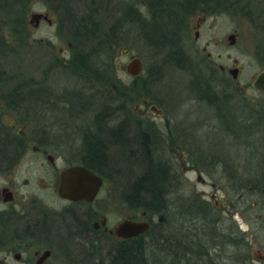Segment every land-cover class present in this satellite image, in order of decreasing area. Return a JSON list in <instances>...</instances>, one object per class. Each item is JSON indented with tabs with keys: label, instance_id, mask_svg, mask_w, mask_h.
I'll list each match as a JSON object with an SVG mask.
<instances>
[{
	"label": "rangeland",
	"instance_id": "obj_1",
	"mask_svg": "<svg viewBox=\"0 0 264 264\" xmlns=\"http://www.w3.org/2000/svg\"><path fill=\"white\" fill-rule=\"evenodd\" d=\"M139 1L141 0H71L68 6L76 17L88 13L90 7H98L97 17L101 23L103 36L125 16L130 6H140ZM165 1L168 3L171 0ZM218 1H224V3H210L211 8L215 7L212 12L203 14L200 12L201 15L206 16V21L200 23L198 28L195 26L199 18L197 12L185 22L186 28L188 26V34L181 40L185 53V68L163 62L164 54L168 49H155L148 44L135 21L134 23L122 21L123 27L120 26L116 31L119 38L118 45L113 43V45H106L103 49L97 47L100 51L96 53L97 51H93L96 41L83 46L74 42L70 39L71 27L66 13L55 12L42 1L34 3L27 16L26 45L20 47L8 31L0 29V39L4 43L14 44L16 48L14 53L2 59L5 80L0 84V94H10L20 83L34 80L33 82L40 83L37 85L38 89H47L52 92V99L57 105L54 111L50 109L34 117L26 110H21L20 116L13 117L9 114L2 119L4 125L10 123L7 118L20 119V125H17L13 131L10 130L16 135L20 130L23 132L22 137L29 140L32 138V140L29 141L26 153L13 167L0 171V193L4 187H10L15 193H36L43 200L44 205L59 208L62 202L55 195L58 169L50 163L46 154L55 158L59 169L71 164H80L78 160L84 148L86 135L84 131L89 127L95 128L94 120L102 121L109 117L108 114H102L105 111L110 114H113V110L116 111V119L108 122L115 126L125 116L129 117L127 123L129 125L131 122L145 126L155 125V123L163 125L165 120L159 116L154 115L149 122L146 117L139 116L135 113L136 103L132 95L127 99L122 98L120 94V91L131 89V86L135 84L137 90L142 93L140 86L152 73V77L159 79L156 78L151 91L148 89L149 92L142 93L140 107L144 109V99L146 101L153 99L165 111V115L169 116L170 126L173 127V133H160L162 139L159 134L153 132L156 141L154 148L158 157L173 161L178 172L181 176L183 175L184 200L182 202L184 204L205 203L214 206L212 193H217L221 203H225V199L230 200V203H225L227 205L223 214L225 222L221 229L238 227L240 232L236 238L240 239L244 208L241 188L239 189L240 185L237 186L236 181L246 173L247 165L258 166L264 160L263 126L260 129L261 133L257 135L251 136L248 132L249 116L259 117V114H264V92L252 86L256 75L264 69V58H262L264 29L262 30L260 18L257 19L261 0ZM141 12L143 15L150 16L144 7H141ZM34 13L47 14L52 21L42 19L36 26L35 21H32ZM196 31H199L198 38L195 37ZM233 33L236 34V40L231 45L228 37ZM127 50L132 56L139 55L142 58L144 72L140 80L135 81L134 77L125 71L124 66L131 59L124 53ZM77 52L86 54L90 59L89 72L84 73L80 69L81 71L76 73L68 66L64 68L63 65H56L58 61L62 64L63 61L72 59ZM195 64L198 68L196 72L187 69V67L194 68ZM214 67L224 69L216 74L218 80L213 83L220 96L226 89L227 81L231 82L228 90L238 88V92L227 104L221 103L226 118L232 121L231 116H233L238 123L232 125L231 122L228 128L226 120L220 119L217 114V107L210 105L206 100L199 99L196 87L194 92L197 98L189 88L191 81H196L197 75L200 77V82L208 80L211 77L210 70ZM235 67L240 69L239 79H233L229 72V69ZM97 70L106 75L105 78L109 79V83L97 78ZM102 74L100 76L103 78ZM65 94H83L90 103V105L86 104L85 108H90L85 109L86 112H83L81 117L74 116L77 113L72 112V114L66 102H61L60 99L76 98L70 95L63 98ZM192 96L195 98L192 99ZM188 98L189 101H187ZM182 99H186V102L182 103ZM123 109L124 114H122ZM44 128L46 132L43 131ZM183 129L184 133H182ZM141 140L139 136L136 144L137 151L140 150ZM33 147H38L39 151ZM128 147L123 150L124 155L122 150L118 153L114 149L111 152L109 166L104 169L108 177L105 178L101 188L100 198L107 199L110 195L115 196V203L120 207L117 214L115 213L112 217L113 224L139 214V212L128 210L124 198L145 166L139 159L140 153H137L138 157L137 154L133 155L132 161L125 159L129 157L127 156ZM199 171L204 181L198 180ZM222 193H225L224 198L221 197ZM200 209L203 210L201 206ZM216 209L220 210L219 207ZM196 214L198 213L193 212V216ZM215 215L221 214L216 212ZM161 216L157 214L154 224L159 223ZM254 228L256 231V226ZM217 231L220 232V230ZM107 243L102 250L105 258L115 251L112 245ZM72 248L80 255L79 260L88 253L87 251L79 253L80 248L75 245ZM2 249L0 252L3 251ZM227 253L243 254L234 246L229 247ZM249 253L254 259V264H258L255 249L252 248ZM9 261H13V258L11 257ZM81 264L89 263L81 262Z\"/></svg>",
	"mask_w": 264,
	"mask_h": 264
},
{
	"label": "flooded vegetation",
	"instance_id": "obj_2",
	"mask_svg": "<svg viewBox=\"0 0 264 264\" xmlns=\"http://www.w3.org/2000/svg\"><path fill=\"white\" fill-rule=\"evenodd\" d=\"M182 1L185 2V0ZM190 3L195 8L188 7L186 10L184 8L179 9L180 16L187 22L190 16L197 12L199 18L195 26L198 28L200 23L206 21V16L201 15L200 12L202 14L212 12L215 7L211 8L209 6L210 3L220 4L224 3V1L190 0ZM186 11L188 12L186 13ZM257 14V19L260 18L259 21L261 22L263 30L264 0H261ZM187 28L182 30V38H185L186 34H188ZM195 37H199V31H196ZM0 40L3 43L2 39ZM0 54V60L2 62L4 56L1 52ZM262 58H264V53L262 54ZM187 69L196 72L198 68L195 64L194 68L190 69V67H187ZM219 69L220 71L224 70L222 67ZM141 75L134 77L135 81L140 80ZM148 77L144 79L145 83L140 86L144 94L149 92L148 89L150 91L152 90V86L156 81V78L153 79L154 77L152 78L151 74ZM189 88H191V93H194L196 97L194 81H191ZM131 91L132 99L136 103L134 106L135 113H138L141 117H146L148 122L154 115L164 118L163 125L155 123V125L148 124V126H145L143 124L135 125L131 122L130 125H126L121 131L120 122L116 126L108 123L109 120L111 122L117 117L115 115L116 111L113 110V114L102 112V114H108L109 117L98 123L94 120L95 123L93 122V124H96L95 128L89 127L84 132L87 138H97L98 147H100V150L107 152L109 160L111 158V152L114 149L118 153L122 150L123 154V150L127 146H129V152L127 153L129 157H125V159L131 160V157H134L132 156L133 152L137 150V138L140 136L142 139L144 134V138L153 147L154 155L163 163L165 169L163 172L164 210L160 220L161 232L164 236L160 242L162 251L160 255L161 264H254V259L251 258L249 253L252 248L255 249L258 264H264V160L258 166L247 165L245 169V174L247 175L244 174L241 178L242 188L240 193L244 209L242 210V237L240 239L222 236L228 231V229L226 231L222 230L221 227L225 220L223 215L227 208L225 203H230V200L225 199V203H221L217 198V193L211 194L214 206L205 203L194 204V210L198 214L194 216L192 221L190 219L188 222H185V204L182 202L184 200V177L178 172L173 161L165 157H158L155 151L156 148H154L156 141L153 132L159 135L161 132L165 134L166 132L173 133L169 116L165 115V111L153 99L147 101L144 99V109H141L140 102L142 101L140 97L142 93H140V90H137L136 84L131 86ZM52 96H37L38 101L40 99L42 100H40L41 103L49 101V105L45 106L43 110L40 109L38 114L42 112L46 113L52 107L56 109L57 105L54 103ZM145 96L148 97V95ZM194 96L191 98H195ZM60 100L61 102H66L65 104L69 106L71 113H77L74 116L81 117L82 113L86 112L85 109L90 108H85L86 104L90 105L89 101L85 99L81 100L82 104L77 102V99L68 100L66 98ZM189 100L188 98L187 101ZM184 101L186 102V99H182V103ZM54 109L52 110L54 111ZM20 111V94L12 96L0 94L1 125H4L2 119L6 115L12 114L13 117H17L20 116ZM7 121L10 123L6 127H10L12 131L17 125H20V119L7 118ZM184 131L183 129L182 133ZM18 133L19 136H23L22 131L20 132L19 130ZM160 139H162V135H160ZM33 149L39 151L38 147H33ZM51 164L59 170L55 158H53V163ZM5 167L0 168V171L5 170ZM103 179L105 181L104 177ZM198 180L204 181L200 171L198 172ZM4 188H9L13 193H9V195L8 193H3ZM4 188L0 193V249L4 247L2 249L3 251L0 252V264H81V262L89 264H111L114 253L109 255L108 258H105L102 254L106 242L112 245L115 251L121 245H127L132 249L138 243L150 245L152 242L150 238H144V235L151 229L138 236L128 238L121 237L116 232L120 223L126 219L148 221L152 224L151 228L154 225V219L157 214L151 216L146 211L138 209L133 196L128 201L124 198V201L127 204L128 210L139 212V214L113 224L112 217H114L115 213L117 214L120 207L115 203V196L113 197L112 195L107 199H103L100 198L101 193H98L92 201H88L70 200L62 197L59 193H55L62 203L59 208H50L44 205L43 200L36 193H15L10 187ZM195 192L197 193L198 191ZM8 197H11V200H7ZM221 197L224 198L225 193H222ZM200 206L203 210L200 209ZM216 207H219L220 210L218 211ZM216 212L221 214L219 217L222 221L217 224L219 226H216L215 223V218L217 217L215 215ZM255 226L257 228L256 231ZM216 230H220V232H216ZM216 235L221 237H216ZM213 236L214 238H212ZM233 244L235 245V249L242 251L243 254L232 255L227 253V249L233 246ZM74 245L80 248L79 253L83 251L88 252L80 260V255L72 248ZM11 257L13 261H9Z\"/></svg>",
	"mask_w": 264,
	"mask_h": 264
},
{
	"label": "trees",
	"instance_id": "obj_3",
	"mask_svg": "<svg viewBox=\"0 0 264 264\" xmlns=\"http://www.w3.org/2000/svg\"><path fill=\"white\" fill-rule=\"evenodd\" d=\"M38 1H42L47 4L55 12H65L67 15L66 17H69V24L71 27L70 39L82 46L96 41L93 49V51H97L96 53H99L98 51L103 49V47L105 48L106 45H113V43L118 45L119 38L116 31L120 28V26L123 27L122 24L124 22L122 21L127 20L125 21L127 23L135 21L138 27L141 28L144 39L148 44L153 46L155 49H168L164 54L165 57H163V62L172 63L180 68H185L184 62L186 60L181 40L183 36L182 30L186 29V21L183 20L184 18H181L179 9L184 8L186 10L188 7L194 9L195 6L190 3V0H185V2L182 0H171L168 3H166L165 0H141L139 1L140 6H130L125 16L122 19H119V21L111 27V29H109V32L103 36L101 35V23L97 17V11L99 9L96 6L90 7L88 13L83 14L80 17H76L73 10L68 6L71 0H0V29L8 31L17 41L18 45L20 44V47L27 44V16L32 5ZM141 7H144L150 16L143 15ZM187 12L188 11H186V13ZM0 46V52L4 57L12 52L14 53L16 50L14 44L6 42L2 43L0 41ZM97 47H100V49L98 50ZM59 62L60 61H58V64L56 62V65H63L64 68H67L68 66L76 73L81 71L80 69H82V72L84 73L90 71V59L86 56V54L81 52H77L72 59L63 61L62 64H59ZM210 71L211 77L208 80L206 79L204 82H200L199 75L196 76L194 85L196 87L197 94H199L198 98L206 100L210 105L217 107V114H219L220 119L226 120L227 128L230 126L231 122L232 125L235 123L238 124L233 116H231L232 121L226 118V115L223 112V106H221V103L225 105L229 102V100H231L235 93L238 92V88H233L231 91L228 90L230 85L229 83L231 82L227 81L225 84L226 89L222 96H220L215 90V85L213 83H215V80H218L216 74L221 71L215 67L211 68ZM96 72L98 73L97 78L104 82L106 80V75L100 73L99 70ZM101 74L103 75V78L100 76ZM150 74L152 75V73ZM4 75V67L0 60V84L5 80ZM33 81L34 80L31 82H19L20 84L14 88L10 94H6L10 96L20 94V110L24 109L34 117L38 115V111H40V109L43 110L45 109V106L49 105V101H44L43 103L40 102L41 99L38 101V94L51 95L52 92L47 89H38L37 85L40 83H35ZM106 82L109 83L108 78ZM231 85L233 86V84ZM128 90L120 91L122 98L124 97L128 99L130 97L132 91L131 89ZM68 95L70 94H65L63 98ZM70 96L75 97L77 102L80 104H82V99L87 100L84 98L83 94H74ZM122 108H124V106ZM52 109H54V107H52ZM124 111L125 110L123 109L122 114H124ZM259 115V117L253 115L249 116L250 125L248 126V132L251 136L257 135L259 132L261 133L260 129L262 126L264 128V114ZM122 118L123 119L120 122L121 131L126 125H128L127 123L129 120V117L126 116ZM227 120H229V122ZM98 121L99 120L97 119L95 120L97 123ZM10 129V127L0 124V168L5 166H7L5 168L13 167V165L23 157L28 148L29 140L27 141L24 137L16 135ZM44 131H46V129H44ZM144 137L145 136L143 134L142 140L139 144L140 150L137 151V147V150L133 152V155L140 153L139 159L145 168L143 172L136 177L125 199L128 201L133 196L138 209L146 211L148 214H151V216H154L155 214L162 215L164 210L163 172L165 169L163 163L154 155L153 147ZM83 147V153L80 154L78 160L79 163L107 179L108 175L105 173L104 169L108 168L110 160L107 152L105 150H100V147H98L97 138H87L85 136ZM136 156L138 157V154ZM236 183L237 186L240 185L239 189L242 188L241 178L238 179ZM184 208V221L188 222L190 219L192 221L195 216H193V212H195V205L185 204ZM220 221H222V219L217 216L215 218L216 226H219L217 224ZM224 222L225 220L223 223ZM222 230L226 231L224 228ZM239 232L240 230L238 227L233 226L228 228L226 234L222 236L236 238V236L239 235ZM163 236L164 235L161 232V220L159 219V223L154 224L152 229L144 235V238H150L152 240L150 245L138 243L132 249H130L127 245H121L112 255L111 264H161L160 255L162 251L160 242ZM216 237L221 236L216 235ZM212 238H214V236ZM233 246L235 247L234 244Z\"/></svg>",
	"mask_w": 264,
	"mask_h": 264
},
{
	"label": "water",
	"instance_id": "obj_4",
	"mask_svg": "<svg viewBox=\"0 0 264 264\" xmlns=\"http://www.w3.org/2000/svg\"><path fill=\"white\" fill-rule=\"evenodd\" d=\"M41 19H45L48 22L52 21L47 14H32V21H35L36 26ZM228 39L230 40V44L233 45L236 40V34H230ZM124 53L131 57L129 62L124 66L125 71L132 77L140 76L144 72L142 58L139 55L132 56L128 50ZM229 72L232 74L233 79L239 78L240 69L238 67L229 69ZM252 86L257 90L264 91V70L256 75L252 81ZM47 157L53 163V156L48 154ZM103 184L104 179L102 176L82 164H71L58 170L57 193L70 200L92 201L100 193ZM3 193H8L9 195V193L13 192L9 188H4ZM7 200H11V197H8ZM151 226L152 224L148 221L126 219L120 223L116 232L119 236L128 238L138 236L150 230Z\"/></svg>",
	"mask_w": 264,
	"mask_h": 264
}]
</instances>
